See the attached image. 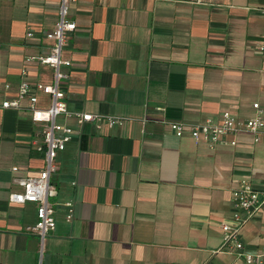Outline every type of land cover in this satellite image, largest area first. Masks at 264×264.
<instances>
[{
  "label": "crops",
  "instance_id": "crops-1",
  "mask_svg": "<svg viewBox=\"0 0 264 264\" xmlns=\"http://www.w3.org/2000/svg\"><path fill=\"white\" fill-rule=\"evenodd\" d=\"M262 7L264 0L70 2L68 110L129 119L98 129L57 116L73 137L55 159V228L40 254L38 237L25 232L37 220L36 203L8 195L22 190L13 166L27 175L43 167L34 146L42 124L32 122L26 100L19 110L0 109V264H243L215 251L239 179L264 188V144L238 134L235 145L212 149L195 143L188 127L176 136L168 122L217 120L225 110L248 118L254 103L264 110ZM57 18L55 0H0V82L10 83L8 95L21 81H52L49 66L25 58L47 51L44 34ZM48 103L39 93L38 106ZM240 238L248 251L264 246V212Z\"/></svg>",
  "mask_w": 264,
  "mask_h": 264
},
{
  "label": "built area",
  "instance_id": "built-area-1",
  "mask_svg": "<svg viewBox=\"0 0 264 264\" xmlns=\"http://www.w3.org/2000/svg\"><path fill=\"white\" fill-rule=\"evenodd\" d=\"M55 1L58 3V18L54 27L44 34L45 38L51 40V45L46 52L30 54L25 58L28 62L49 66L52 69V81L34 84L21 81L17 84L14 95H8L11 90L9 82H0V109L19 110L22 108V102L26 100L32 122L42 124V140L35 142L34 146L43 156V167L36 174L27 175L20 173L17 166H13V180L22 190L10 192L8 195V200L13 203H36L37 220L34 224L26 226L25 232L38 237L40 254L46 237L55 228L54 208L49 200L56 192L50 182L51 174L56 170L55 159L57 153L64 150L66 143L73 137V129L67 124L57 123V116H73L79 124L93 123L98 129L103 126H122L129 119L123 116L68 110L63 85L69 77L72 61L63 55V51L76 29L75 21L68 15L69 4L74 0ZM260 11L264 14V7L260 8ZM26 36L32 37L33 32L28 30ZM25 73L23 69L22 74ZM39 93L49 96L46 107L38 106ZM253 108L255 115L248 118H235L225 110L217 120L207 117L202 122L190 125L182 121H169L168 124L176 136H181L188 127L195 143L205 142L212 149L219 144L235 145V136L238 134H248L253 142L264 144V110L258 103H254ZM227 136H232L233 139L227 140ZM231 201V221L221 223L222 241L215 252L234 253L242 259L243 264H264V246L248 251L240 238L244 224L254 214L264 212V188H256L248 178L243 177L232 190ZM63 205L66 209L65 219L70 221L74 213V202L67 200ZM37 264H42L41 259Z\"/></svg>",
  "mask_w": 264,
  "mask_h": 264
}]
</instances>
